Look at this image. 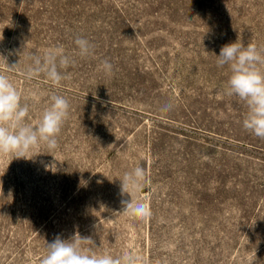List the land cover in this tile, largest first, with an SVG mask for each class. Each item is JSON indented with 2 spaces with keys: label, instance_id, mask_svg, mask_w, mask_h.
<instances>
[{
  "label": "rangeland",
  "instance_id": "1",
  "mask_svg": "<svg viewBox=\"0 0 264 264\" xmlns=\"http://www.w3.org/2000/svg\"><path fill=\"white\" fill-rule=\"evenodd\" d=\"M77 36L94 56H78ZM236 41L264 46V0H0V72L27 123L53 93L71 105L55 151L0 155V264H40L76 234L141 264H264V139L243 128L247 106L216 64ZM55 46L71 78L26 80L29 56ZM137 166L147 217L123 213L119 178Z\"/></svg>",
  "mask_w": 264,
  "mask_h": 264
},
{
  "label": "clouds",
  "instance_id": "2",
  "mask_svg": "<svg viewBox=\"0 0 264 264\" xmlns=\"http://www.w3.org/2000/svg\"><path fill=\"white\" fill-rule=\"evenodd\" d=\"M74 44L79 57L95 55V45L89 39L77 36ZM216 57L218 67L227 65L230 68L231 74L224 86V94L238 97L247 106L243 128L264 139V46H245L236 41L222 46ZM29 60L31 63L23 73L26 80L30 81L43 74L52 85L59 87L62 81L71 78L66 70L74 64V60L65 53L62 46L45 50L43 56L31 55ZM16 66L12 65L9 70ZM100 68L106 75L113 74L114 66L107 59L101 62ZM173 107L172 103H166L161 111L169 112ZM70 108V102L65 96L53 93L37 125L32 126L27 123L30 105L22 102V94L9 76L0 72V155H11L12 159H29V152L40 145H45L49 152L55 151L58 148L57 137L69 117ZM146 180V171L141 166L119 178L121 195L130 196V200H122L123 213L135 217L150 215L147 205L133 198L142 190ZM85 245L88 247L85 248ZM93 246L95 244L91 238H82L79 234L69 240L57 237L47 243L46 255L40 264H141L142 258L134 254L125 253L119 257L93 254ZM143 264L148 262L144 260Z\"/></svg>",
  "mask_w": 264,
  "mask_h": 264
}]
</instances>
